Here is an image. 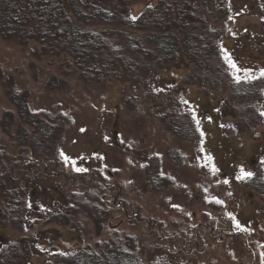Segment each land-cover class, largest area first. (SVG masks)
<instances>
[{
  "label": "rangeland",
  "instance_id": "374dc122",
  "mask_svg": "<svg viewBox=\"0 0 264 264\" xmlns=\"http://www.w3.org/2000/svg\"><path fill=\"white\" fill-rule=\"evenodd\" d=\"M156 1L133 0L132 14ZM215 2L229 6L224 19L212 10L209 25L224 29L231 75L205 95L183 81V65L146 80L108 73L84 82L59 58L36 54L34 41L21 46L0 35V118L12 115L0 127L5 156L27 162L39 151L16 132L33 129L19 119L18 105L40 118H64L53 150L42 155L51 167L10 163L6 186L14 188L15 204L9 209L0 197V264L52 263L85 244L95 249L110 232L135 234L147 264L168 251L173 264H264V122L244 127L238 102L232 114L216 111L228 97L227 80L264 70V0H207L205 7L211 12ZM52 76L63 85L49 89ZM174 102L191 108L198 138L190 126L178 134L161 118ZM93 180L105 186L101 199L109 207L101 231L83 208L62 226L50 217L64 208V190L82 194ZM166 233L173 238L162 239Z\"/></svg>",
  "mask_w": 264,
  "mask_h": 264
},
{
  "label": "trees",
  "instance_id": "16d2710c",
  "mask_svg": "<svg viewBox=\"0 0 264 264\" xmlns=\"http://www.w3.org/2000/svg\"><path fill=\"white\" fill-rule=\"evenodd\" d=\"M132 1L0 0V35L21 46L34 41L36 54L59 58L60 66L73 67L84 82L99 81L108 73H123L132 81L146 80L183 65L186 67L183 81L190 87L198 86L205 95L219 88L226 74L231 75L230 69H227L229 60L222 54L224 29L209 25L212 10L224 19L229 6L215 2L218 6L215 8L211 5L210 12L205 7L207 0H157L133 15L130 7ZM219 18L215 21H219ZM261 73L250 79L235 77L227 80L228 97L223 96L226 100L222 98L216 110L220 118L222 114H232L234 103L238 102L242 104L239 120L244 127L264 122V110L259 108L260 98L264 95V75ZM62 83L52 76L47 81V87L53 89L62 86ZM185 89L181 87L180 93H184ZM11 99L17 103L16 99ZM173 105L176 107L178 103L174 102ZM180 107L181 110L176 107L161 112V118L167 120L171 129L178 134L190 126L188 134L198 138V125L191 115V108ZM17 112L19 119L33 126L28 135L16 131L22 137L21 141L29 140L39 151L34 156L36 160L13 163L0 149L1 204L6 203L9 209H13L12 204H15L12 203L15 190L6 186L10 167L19 165L20 169L28 170L42 160L48 168L51 167L53 162L42 155L53 150L64 121L58 115L40 118L19 105ZM9 118L12 119L11 113H3L0 127L5 129L4 122ZM229 128L234 131L236 127L231 124ZM40 174L43 175V171L37 175ZM80 174L78 176L86 178L85 172ZM102 189L105 186L93 180L82 194L64 190V208L50 211V217L62 226L66 218L73 214L71 211L83 208L94 220L96 230L101 231L109 211L106 202L101 199ZM4 216L2 212L1 217ZM170 235L166 233L161 238H173ZM96 241L97 250L85 244L74 252L63 254L64 259L46 264H147L141 249L145 248V243L133 233L110 232L107 237L105 235ZM151 246L156 250L163 247L160 244L156 246L155 241ZM2 253L5 256V252ZM173 255L174 252L168 251L148 264H173Z\"/></svg>",
  "mask_w": 264,
  "mask_h": 264
},
{
  "label": "snow or ice",
  "instance_id": "6c2138e0",
  "mask_svg": "<svg viewBox=\"0 0 264 264\" xmlns=\"http://www.w3.org/2000/svg\"><path fill=\"white\" fill-rule=\"evenodd\" d=\"M134 19V18H133ZM262 75H264V72H262L261 73ZM245 175H248V176H250L251 175V173H245Z\"/></svg>",
  "mask_w": 264,
  "mask_h": 264
}]
</instances>
